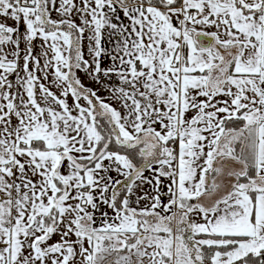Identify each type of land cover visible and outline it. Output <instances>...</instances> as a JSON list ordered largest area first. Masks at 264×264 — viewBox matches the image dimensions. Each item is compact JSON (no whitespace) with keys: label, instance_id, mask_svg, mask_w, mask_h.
<instances>
[{"label":"snow or ice","instance_id":"6c2138e0","mask_svg":"<svg viewBox=\"0 0 264 264\" xmlns=\"http://www.w3.org/2000/svg\"><path fill=\"white\" fill-rule=\"evenodd\" d=\"M0 264H264V0H0Z\"/></svg>","mask_w":264,"mask_h":264},{"label":"crops","instance_id":"0c3cea01","mask_svg":"<svg viewBox=\"0 0 264 264\" xmlns=\"http://www.w3.org/2000/svg\"><path fill=\"white\" fill-rule=\"evenodd\" d=\"M87 49L85 48V51H86ZM81 76H82V78H84V74L83 73H81ZM85 79V83L86 84H88V86L89 87H94V86H96V85H94L93 84V82H91L90 80H88L87 78H84ZM101 95H104L105 97L107 96V93H101ZM71 102V101H70ZM56 239H58V237H56Z\"/></svg>","mask_w":264,"mask_h":264}]
</instances>
